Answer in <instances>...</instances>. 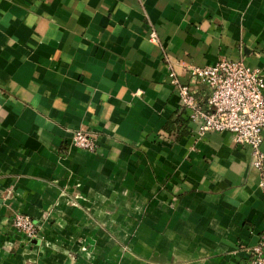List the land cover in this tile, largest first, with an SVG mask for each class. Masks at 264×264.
Masks as SVG:
<instances>
[{"label": "crops", "instance_id": "crops-1", "mask_svg": "<svg viewBox=\"0 0 264 264\" xmlns=\"http://www.w3.org/2000/svg\"><path fill=\"white\" fill-rule=\"evenodd\" d=\"M220 57L264 78V0H0V264L245 259L264 160L227 131L197 135L167 77ZM76 128L95 151L69 144ZM16 211L38 236L12 228Z\"/></svg>", "mask_w": 264, "mask_h": 264}, {"label": "built area", "instance_id": "built-area-1", "mask_svg": "<svg viewBox=\"0 0 264 264\" xmlns=\"http://www.w3.org/2000/svg\"><path fill=\"white\" fill-rule=\"evenodd\" d=\"M148 39L156 40L154 31ZM187 79L179 81L167 65V77L179 98L180 108L188 121L195 124L194 131L201 135L207 131H227L231 139L246 146L252 166L261 170L264 152V78L258 67L249 66L240 58L220 57L209 65L187 64ZM200 88L205 97L201 104L194 93ZM69 144L93 152L97 148L96 135L82 128L73 129ZM258 185L263 188L264 181ZM10 225L26 238L39 235V224L28 214L16 211L10 216ZM264 233L253 244L245 259L233 264H264Z\"/></svg>", "mask_w": 264, "mask_h": 264}]
</instances>
